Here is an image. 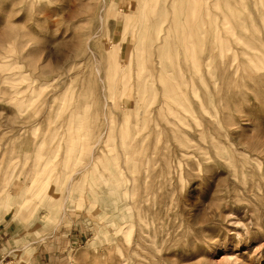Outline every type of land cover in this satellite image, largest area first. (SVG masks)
<instances>
[{"label": "rangeland", "instance_id": "obj_1", "mask_svg": "<svg viewBox=\"0 0 264 264\" xmlns=\"http://www.w3.org/2000/svg\"><path fill=\"white\" fill-rule=\"evenodd\" d=\"M139 1L0 0V264H131L127 247L141 241L152 249V240L164 243L163 253L177 251L163 264H264V190L248 200L226 168L244 160L235 148L246 99L264 81V45L214 44L212 104L195 106L188 126L197 133L176 143L167 130L134 123L142 105L128 89L136 66L115 76L116 62L127 65L136 46L128 26ZM252 1L196 5L208 6L210 26L230 38L238 28L223 6L236 3L244 15ZM192 14L189 22L199 16ZM261 26L255 18L247 29ZM112 43L124 55L109 59ZM240 62L247 72L236 71ZM259 115L251 135L264 143ZM102 129L108 137L95 150L96 168L67 192ZM211 143L225 149L222 159ZM228 145L236 156L227 162ZM160 256L141 261L161 264Z\"/></svg>", "mask_w": 264, "mask_h": 264}, {"label": "bare ground", "instance_id": "obj_2", "mask_svg": "<svg viewBox=\"0 0 264 264\" xmlns=\"http://www.w3.org/2000/svg\"><path fill=\"white\" fill-rule=\"evenodd\" d=\"M177 1H139L137 4L139 11L129 15L128 26L137 39L136 46L134 52L128 57L127 65L123 66L116 62L115 76L127 77L132 67L136 66V85L130 83L128 89L130 93L136 95V103L142 105L136 108L138 115L134 123L147 126V130L151 132L167 130L172 139L180 143V140L190 141L193 134L197 133L193 126H188L191 121L189 116L192 117L195 106L203 110L204 105L212 104L211 82L213 79L208 70V64L212 58L214 44L241 43V38H245L249 44L247 49L251 44L264 45L262 41V37L264 39V0H253L251 10L244 15H237L236 3L223 6L226 9L224 14L226 18L233 21L234 28H238L237 31L228 30L231 34L230 38L224 36V29H215L210 26L211 23L206 16L209 7L196 5L197 1L201 0H190L186 4H180ZM194 12L199 16L189 22L194 18L192 14ZM255 18L260 21L261 29H247L249 25L253 26ZM118 20L124 23L121 15L118 16ZM238 33H242L240 37L236 35ZM107 54L109 59L116 55H124L123 46L112 43ZM246 70L248 68L240 62L236 71L247 72ZM254 89L252 91L255 93L246 99L244 138L240 147L235 148V151L239 149L243 153L244 160L239 167L230 163L226 166L234 185L239 184L243 188L242 192L245 191L248 200L249 195L255 197L264 190V143L252 140L251 135V125L261 122L259 114L264 110V81L255 84ZM104 106L107 105L104 104ZM120 108L123 109L121 105L118 106V109ZM252 111L256 112L255 115L251 114ZM102 130L95 140L89 143L87 161L82 166H75L69 174L67 192L78 175L92 174L91 166H94L95 150H98L108 137V132L106 135V130ZM209 147L213 150L214 157L223 158L221 152L225 149H222L219 144L211 143ZM227 147L229 152L232 151L228 158H224L228 162V160L232 161L236 155L231 145ZM190 149L197 155L206 151V148L201 147ZM179 151L181 154V149ZM95 168L96 166L93 170ZM163 244L161 242V245H157L152 240L149 242L152 249L147 247L142 249L141 241H137L127 247L125 255L128 256L131 264H143L141 259H154V254L157 253L162 255L160 261L163 264L167 256L177 254L176 250L170 254L163 253ZM154 262H156L155 259Z\"/></svg>", "mask_w": 264, "mask_h": 264}]
</instances>
